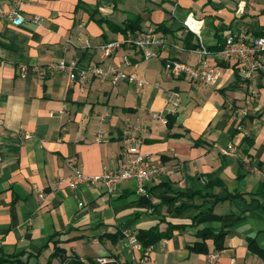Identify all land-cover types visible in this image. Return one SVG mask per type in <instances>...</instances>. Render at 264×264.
I'll return each instance as SVG.
<instances>
[{"label": "crops", "instance_id": "obj_1", "mask_svg": "<svg viewBox=\"0 0 264 264\" xmlns=\"http://www.w3.org/2000/svg\"><path fill=\"white\" fill-rule=\"evenodd\" d=\"M21 13V26L0 21V253L23 264H205L217 249L201 234L224 231L218 264L264 263L249 248L255 240L264 249V70L252 84L258 98L248 104L237 66L217 55L229 33L263 32L264 0H27ZM190 16L198 34L184 26ZM129 21L167 38L158 58L145 61L129 47L103 56L98 48L127 35ZM202 47L221 70L216 85L166 71L168 60L197 64ZM61 60L78 69L111 65L146 84L114 87L91 77L81 91L51 69ZM177 94L168 123L152 120ZM129 124L147 128L146 163L172 170L147 184L148 198L135 181L113 194L101 183L52 188L76 169L116 171ZM151 229L162 238L146 249L126 236ZM197 245L206 251H193Z\"/></svg>", "mask_w": 264, "mask_h": 264}, {"label": "built area", "instance_id": "obj_2", "mask_svg": "<svg viewBox=\"0 0 264 264\" xmlns=\"http://www.w3.org/2000/svg\"><path fill=\"white\" fill-rule=\"evenodd\" d=\"M27 4V0H14L12 5L8 7L0 6V21H7L14 26H21L25 22V17L21 13L22 7ZM244 4H239L238 13L243 11ZM43 18L35 16L33 22L42 25ZM199 22L191 16L188 17L184 26L196 34L199 33ZM79 40H81L79 38ZM89 46L88 42H84ZM168 45V40L165 36L156 32H146L135 30L129 32L122 39L108 42L101 45L98 49L105 58H110L118 51L125 47L135 48L143 54L144 60L149 61L152 58H158L159 55L155 49H164ZM200 55L199 62L195 65L168 60L165 63V69L174 78H187L196 86H214L221 76L220 68L211 64L210 57L212 52L205 47L198 50ZM219 59L224 63H234L238 69V75L241 80V86L245 88L249 94L247 103L253 104L258 98V93L252 86L253 81L264 70V28L259 36L247 38L245 35H235L229 33L225 42L217 52ZM124 64L130 65L129 57L124 56ZM22 73L27 75V68L23 66ZM52 70L59 73L67 74L69 80L79 84L80 90L84 91L91 77L101 80H109L116 87L122 82H128L141 88L145 85V81L139 79L135 73H126L120 68L111 65H92L86 69H78L76 62H66L61 60L51 66ZM39 72L38 68L34 69ZM172 108L167 113L152 112L151 118L154 121H160L164 124L168 123L169 116L177 113V108L180 103L179 95H175L171 102ZM64 110L59 114H64ZM146 126L129 124L125 130V147L122 151V164L116 171L105 170L101 175L89 176L76 169L71 175L57 179L52 188L57 189L62 186L75 190L83 184L101 183L105 186L109 194H113L119 186L124 182L135 181L137 184L136 192L139 196L148 198L149 193L147 184L153 180L160 179L162 176L172 174L166 166H155L146 163L145 156L141 153V147L144 143ZM29 136H26L28 138ZM99 142L103 139L99 138ZM40 198H44L45 194L42 190H38ZM130 242L136 247H139L138 241L134 236L126 234ZM220 253L213 251L208 254L205 264H218ZM99 264H107V258H99ZM264 264V263H260Z\"/></svg>", "mask_w": 264, "mask_h": 264}, {"label": "trees", "instance_id": "obj_3", "mask_svg": "<svg viewBox=\"0 0 264 264\" xmlns=\"http://www.w3.org/2000/svg\"><path fill=\"white\" fill-rule=\"evenodd\" d=\"M135 23L132 21H129L127 23V27H130L131 31H135L136 30V26L134 25ZM262 34V33H261ZM260 34V35H261ZM259 36V35H257ZM214 206V203H213ZM213 206L211 207V211L213 210ZM201 236H203V238L207 239V238H212L215 242V246L217 251H221L225 248V238L227 236V232H220L218 234H213L209 231H205L201 234ZM162 238V236H159V234H157L155 229H151L149 231H141L138 236V242L146 249L148 247H150L151 245H153L154 243H156L157 241H159ZM204 246H200L197 245L193 248V251L195 252H204L206 251L205 248H203ZM249 248L250 250L257 255L259 258H261L264 262V249L261 248L255 240H251L249 243ZM57 253L61 251L57 250ZM75 261V259L73 260ZM0 264H23L22 261H20V258H17L16 256L13 255H7L5 253H0Z\"/></svg>", "mask_w": 264, "mask_h": 264}]
</instances>
